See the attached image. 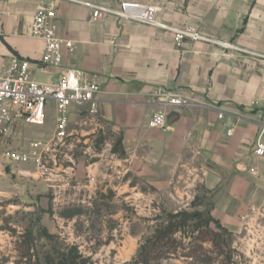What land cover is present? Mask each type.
Wrapping results in <instances>:
<instances>
[{
  "label": "crops",
  "instance_id": "1",
  "mask_svg": "<svg viewBox=\"0 0 264 264\" xmlns=\"http://www.w3.org/2000/svg\"><path fill=\"white\" fill-rule=\"evenodd\" d=\"M80 1L150 5L162 24L194 28L211 42L186 39L176 45L166 30L114 17L92 22L85 6L59 1L58 35L72 41L73 51L64 52L60 68L41 67L43 42L30 36L40 0H0V71L16 56L31 63L37 83H55L71 68L96 75L100 86L96 119L87 116L85 106L68 109L69 137L44 159L50 176L65 178L72 165L79 174L81 144L104 130L118 134L134 152L129 156L144 159L145 166L153 159L157 175L173 179L193 171L213 195L221 221L235 222L252 206H264V153L254 154L264 127V0ZM165 94L201 106L169 107L166 129H150ZM56 117L48 102L44 125L20 124L12 139L48 141Z\"/></svg>",
  "mask_w": 264,
  "mask_h": 264
},
{
  "label": "rangeland",
  "instance_id": "2",
  "mask_svg": "<svg viewBox=\"0 0 264 264\" xmlns=\"http://www.w3.org/2000/svg\"><path fill=\"white\" fill-rule=\"evenodd\" d=\"M11 143L26 152L21 137ZM81 145L79 174L72 165L65 178L42 176L35 162L13 163L0 150V264H26L24 252L40 264L71 259L73 248L82 264H137L144 251L147 264H264L263 205L221 221L193 171L157 175L153 159L145 166L104 130Z\"/></svg>",
  "mask_w": 264,
  "mask_h": 264
},
{
  "label": "built area",
  "instance_id": "3",
  "mask_svg": "<svg viewBox=\"0 0 264 264\" xmlns=\"http://www.w3.org/2000/svg\"><path fill=\"white\" fill-rule=\"evenodd\" d=\"M59 1L85 6L89 10L92 22L114 17L166 30L172 33L176 45H180L186 39L211 42L194 28H175L162 24L157 20V9L150 5L131 1H120L115 6H108L80 0H40V5L30 25V36L43 42L44 50L39 59L41 67L60 68L63 65L64 52L73 51L72 41L58 35L54 5ZM30 65L28 60L12 56L7 63L1 66L0 145L12 139L13 132L20 124L42 127L45 123L46 105L48 102H53L57 113L53 136L48 141L27 142L26 152L20 153L5 149L2 155L3 158L16 164H28L33 161L38 173L48 177L51 169L44 159L46 155L62 147L65 139L69 137L67 132L68 109L72 106H85L87 116L96 119L99 115L96 96L100 92V86L96 75L71 68L64 69L57 82L40 84L32 79ZM162 98L160 101L162 109L155 112L149 120L150 129H166V109L169 107L195 108L201 106L179 95L165 94ZM218 118L221 119L222 115L219 114ZM263 134L264 127L255 143L254 154L256 156H262L264 153ZM227 135H231L230 131Z\"/></svg>",
  "mask_w": 264,
  "mask_h": 264
},
{
  "label": "trees",
  "instance_id": "4",
  "mask_svg": "<svg viewBox=\"0 0 264 264\" xmlns=\"http://www.w3.org/2000/svg\"><path fill=\"white\" fill-rule=\"evenodd\" d=\"M183 216H185V213H182ZM193 216H198L196 214H194ZM161 239V238H160ZM73 252L76 253V255L69 259V256L68 255H65V254H60L58 255L56 258H50L48 257L47 259L43 260V264H82L83 261L80 260V261H76V259H80L81 257L79 255H77V251H76V248H73L72 249ZM148 253L144 251V253H140L138 254V258H137V261L136 263L137 264H147L149 262V259L147 257ZM20 259L21 260H24L25 259V263L26 264H40L37 261H32L33 260V256H31L28 252H24L20 255Z\"/></svg>",
  "mask_w": 264,
  "mask_h": 264
}]
</instances>
